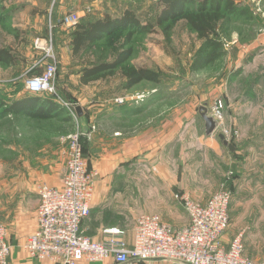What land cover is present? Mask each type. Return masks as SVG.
I'll use <instances>...</instances> for the list:
<instances>
[{"label":"rangeland","instance_id":"1","mask_svg":"<svg viewBox=\"0 0 264 264\" xmlns=\"http://www.w3.org/2000/svg\"><path fill=\"white\" fill-rule=\"evenodd\" d=\"M106 1L109 5L103 12L99 11L100 16L109 14L113 18L119 17L129 8L143 23H154L162 8L159 0ZM78 2L59 13V0H0V48L7 49L15 58L12 65L0 63V98L10 103L25 96V80L41 74L51 65L55 67L52 91H46L41 96L53 95L67 111L66 115L49 119L10 114L3 116L0 113L2 224L10 220L23 229L31 224L30 216L34 211L37 213L39 204V198L36 200L35 197H38L37 185L43 182L56 187L62 185L70 137L76 133H82L80 143L88 168L97 172L93 194L95 184L102 180L114 202L130 203L136 207L139 193L152 186L154 176L158 180L171 178L168 172L169 149L157 152L147 150L146 179L139 184L141 174L137 173L136 150L128 152V148L133 149L131 138L137 137L139 128H155L159 132V142L156 143L160 145L174 120L178 122L179 135L192 130L199 132V121L188 125L186 120L198 119L200 105L209 104L210 109L217 102L221 118L215 132L227 133L225 139L228 142H233L232 136L239 134L231 121L235 117L242 119L245 129H264V106L257 104L256 98L251 95L254 86L260 95H264V65L258 62V56L250 55L251 51L240 59L244 43L264 32V0H234L237 12L232 16L224 14L217 25L222 56L197 71H193L190 64L203 41L196 37L185 19L174 22L168 37L163 28L155 26L154 31L134 33L130 44L125 45L126 31L120 30L73 55L70 45L73 26L64 24L62 18L75 13L81 21L84 19L81 13H84L87 18L94 19L96 17L92 12L98 10L96 5L88 8L82 1ZM36 41L40 42V47ZM127 47L132 48L127 63L158 72V83L142 81L126 89L125 78L119 70L88 84L79 81L78 74L82 68L109 62ZM237 51L239 58H235ZM141 95L145 97L142 101L135 100ZM118 99H123V102H118ZM131 105L144 106V109L133 118L121 119L124 108ZM76 106L83 108L81 118L77 115ZM244 107L249 108L246 110ZM68 116L70 120L64 119ZM254 121L257 126H254ZM95 130L110 132L116 138L117 142L107 155L104 149L93 152L91 146L103 142L93 138ZM184 145L182 143L181 147ZM176 153L178 175L181 176L185 170L186 153L180 147ZM195 154L208 155L206 151ZM231 174L228 173L229 176ZM58 178L60 185L52 183ZM115 183L119 185L117 189L112 188ZM223 187L228 188L219 187L210 196ZM13 246L21 249L23 243ZM14 247L11 249L14 250ZM144 262L147 261L134 264Z\"/></svg>","mask_w":264,"mask_h":264},{"label":"crops","instance_id":"2","mask_svg":"<svg viewBox=\"0 0 264 264\" xmlns=\"http://www.w3.org/2000/svg\"><path fill=\"white\" fill-rule=\"evenodd\" d=\"M59 1V13L70 9L75 1H82L87 7L96 5L98 10L95 9L92 12L94 17H99L101 15L99 11L103 12L105 6L109 5L106 0ZM78 3L81 4L80 2ZM81 14L84 19H87V14ZM244 45L245 47H242L244 51L241 53L240 59L245 57V53L248 51L250 53L251 51L250 55L258 56V62L264 65V53L261 54L264 52V32L257 34ZM236 53L235 58H239L238 51ZM253 89L252 94H250L253 98H256L257 104L264 106V95H260L255 86ZM248 108L244 107L246 110ZM124 109V115L121 116V119L127 120L142 112L144 106L135 107L131 105V107H125ZM81 110L83 112V108ZM198 119L188 118L186 121L188 125L199 121L197 123L201 127V130L200 128L198 130L199 132L192 130L181 135L178 134V122L174 120V123H170V128L167 130L168 133L165 135L166 138L160 145L156 143L159 142V132L155 128H139L137 137L131 138L133 149L128 148V152L136 150L137 153V173L141 174L138 180L139 184L146 179L147 150L157 152V150L165 151V149H169L168 172L171 178L158 180L154 176L152 186L147 188V191L143 189L139 193L136 207L130 203L119 204L114 202L109 196V192H107L109 188L104 186L102 180L97 181L90 204V212L81 225L82 232L94 240H101L100 231L103 227L119 226L126 230V238L130 242L135 219L140 214H158L165 223L174 227L183 226L188 222V216L181 204L174 198V194H187L193 200L204 203L213 190L225 186L231 190V199L228 207V225L223 233L222 243L227 247L232 238L240 234L243 254L254 260H260L264 255V129L258 130L257 127L250 130L245 129L244 126L246 125L243 124L242 119L235 117L231 121L234 128L239 131V134L238 136H232L233 142L229 143L233 145L234 149L229 150L219 138V133L214 131L211 134H206L202 118L199 116ZM96 123L98 124L99 122ZM254 126H257L256 121H254ZM94 137L103 142H100L101 144L94 143L91 146L93 152L98 153L104 149L105 155L109 153L108 151L117 142L116 138L106 131L95 130L93 132ZM182 143H185V145L181 147ZM179 147L185 150L187 158L184 161L185 170H183L181 176L178 175V156L176 153ZM200 151H206L209 156L195 154ZM93 165H95V162ZM229 172H232L230 176L228 175ZM52 183L60 185L61 180L58 178ZM118 187L119 185L116 183L112 186L114 189ZM35 197L37 200L38 197ZM30 217L31 224L25 229L18 228L10 220L4 222L7 240L11 245L20 244V242L24 245L27 236L35 230L37 226L36 212L34 211V214L32 213ZM7 264L47 263L30 257L24 247L21 249L16 247L14 250L11 249ZM142 264H175V262L153 260Z\"/></svg>","mask_w":264,"mask_h":264},{"label":"built area","instance_id":"3","mask_svg":"<svg viewBox=\"0 0 264 264\" xmlns=\"http://www.w3.org/2000/svg\"><path fill=\"white\" fill-rule=\"evenodd\" d=\"M62 22L74 26L79 16L65 15ZM36 44L40 47L39 41ZM54 74L55 67L48 65L41 74L26 79V92H51ZM143 98L141 95L135 100ZM117 101L121 103L123 99ZM208 106L207 115L217 128L221 118L218 104H212L210 109ZM81 134L70 137L62 185L56 187L45 182L37 185V226L23 245L30 257L47 264H134L155 259L182 264H264V255L254 260L243 254L240 234L232 238L227 247L223 245L231 199V190L224 187L205 203L187 194H174L188 216L183 226L164 223L158 214H140L135 219L130 242L126 230L119 226L103 227L101 240L85 235L81 225L90 212L97 172L88 168L82 154ZM226 134L223 133L224 137ZM6 235V227L0 223V264H7L11 253Z\"/></svg>","mask_w":264,"mask_h":264},{"label":"trees","instance_id":"4","mask_svg":"<svg viewBox=\"0 0 264 264\" xmlns=\"http://www.w3.org/2000/svg\"><path fill=\"white\" fill-rule=\"evenodd\" d=\"M162 5L155 17L154 23H143L132 9H125L119 17L113 18L109 14L87 18L79 21L70 32V45L73 55L87 45L98 43L101 39L112 35L116 31H126L124 44L129 45L132 35L137 32L148 33L161 27L166 37L177 19H185L195 31L196 37L203 42L196 50L190 67L193 71L203 69L214 63L222 56L221 42L217 37V25L224 14L232 16L237 12L234 0H159ZM244 14V11L240 12ZM132 48L127 47L117 57L109 62H100L80 70L79 81L88 84L113 75L117 70L125 78V88L130 89L142 81L158 83L160 74L144 67L129 65ZM14 56L5 48H0V63L12 65ZM26 93L25 96L10 103L0 98L1 115H14L28 118L49 119L66 115V109L59 104L53 95ZM70 120L71 118L64 117Z\"/></svg>","mask_w":264,"mask_h":264},{"label":"water","instance_id":"5","mask_svg":"<svg viewBox=\"0 0 264 264\" xmlns=\"http://www.w3.org/2000/svg\"><path fill=\"white\" fill-rule=\"evenodd\" d=\"M75 109H76L77 115L81 116V114H82L81 107L76 106ZM198 113L204 122L205 133L206 134L213 133L216 130V123L209 115H207V108H206L205 103L198 107ZM218 136L222 140L223 144H225L228 147L229 150L234 149L233 145L225 139V137L222 133H219Z\"/></svg>","mask_w":264,"mask_h":264}]
</instances>
